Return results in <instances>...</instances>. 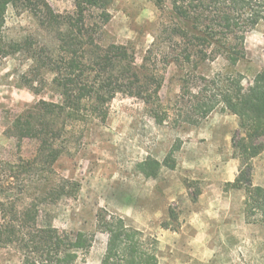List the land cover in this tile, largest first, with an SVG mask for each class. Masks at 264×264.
<instances>
[{
  "label": "rangeland",
  "instance_id": "1",
  "mask_svg": "<svg viewBox=\"0 0 264 264\" xmlns=\"http://www.w3.org/2000/svg\"><path fill=\"white\" fill-rule=\"evenodd\" d=\"M47 1L63 16L77 11L76 0ZM211 6L208 20L228 14L224 6ZM171 13L170 0H111L106 13L94 7L85 11V32L102 47L125 46L138 67L151 48L139 73L148 77L146 89L162 85L147 102L118 93L104 106L105 119L88 115L65 135L53 184L70 180L80 186L77 191L70 186L63 197L49 195L42 214L61 231L92 238L74 264L102 262L108 236L97 226L100 211L155 238L156 264H264V225L248 220L246 190L225 186L236 180L243 162L233 144L239 118L220 101L236 81L248 89L264 70V20L253 25L250 13L243 15L237 34H244V55L232 64L224 55L186 59L165 32L175 20ZM58 29L42 25L29 11L10 7L6 13L7 37L30 38L32 48L43 55L58 53ZM53 77L28 55L0 58V158L14 161L33 153L35 143L5 132L39 100L57 101ZM198 102H217V107L199 124L191 123L187 118L196 120L197 115L188 110ZM168 158L173 167L163 165L155 177L140 170L145 161L164 164ZM249 162L253 185L264 186V151ZM21 261L14 249L0 247V264Z\"/></svg>",
  "mask_w": 264,
  "mask_h": 264
},
{
  "label": "trees",
  "instance_id": "2",
  "mask_svg": "<svg viewBox=\"0 0 264 264\" xmlns=\"http://www.w3.org/2000/svg\"><path fill=\"white\" fill-rule=\"evenodd\" d=\"M110 1L76 0V13L63 16L47 0H0V58L17 53L28 55L38 68L53 74V86L58 91L57 101L39 100L18 114L5 132L10 138L35 143L30 156H19L14 161L0 158V247L18 252L21 264H74L92 245V238L85 233L61 231L42 214L49 195L63 197L70 186L75 191L80 186L70 180L53 184L54 165L64 152L65 135L88 115L105 119L104 106L120 92L147 102L160 91L161 82L153 91L146 89L148 77L139 73L153 53L151 48L143 65L138 67L125 46L102 47L85 32L86 9L94 7L106 13ZM170 3L175 20L164 30L172 44L183 49L186 59L191 55L201 60L224 55L236 64L244 55L240 46L245 37L237 34V28L245 23L243 15L250 13L248 22L253 25L264 20V0H170ZM211 5L218 10L224 6L228 14H223L221 20H208L205 16ZM10 7L29 11L44 26H57L58 53L43 55L32 48L30 38L7 37L6 13ZM106 17L108 20V14ZM243 90L236 81L220 100L224 110L239 118L233 144L243 162L239 176L225 186L228 190L245 189L248 220L264 225V188L253 185L249 164L264 151V70ZM216 107L217 102H198L192 111L188 110L193 117L197 115L196 120L187 119L199 124ZM169 160L164 164L145 161L139 167L146 176L155 177L163 165L173 167ZM97 226L108 236L101 264H156L155 238L129 226L123 218L102 211L97 214Z\"/></svg>",
  "mask_w": 264,
  "mask_h": 264
},
{
  "label": "crops",
  "instance_id": "3",
  "mask_svg": "<svg viewBox=\"0 0 264 264\" xmlns=\"http://www.w3.org/2000/svg\"><path fill=\"white\" fill-rule=\"evenodd\" d=\"M257 186H261V187H263V188H264V186H262V185H257Z\"/></svg>",
  "mask_w": 264,
  "mask_h": 264
}]
</instances>
